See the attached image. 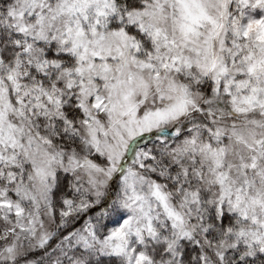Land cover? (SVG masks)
I'll return each instance as SVG.
<instances>
[{"label": "snow or ice", "instance_id": "snow-or-ice-1", "mask_svg": "<svg viewBox=\"0 0 264 264\" xmlns=\"http://www.w3.org/2000/svg\"><path fill=\"white\" fill-rule=\"evenodd\" d=\"M0 264H264V0H0Z\"/></svg>", "mask_w": 264, "mask_h": 264}]
</instances>
